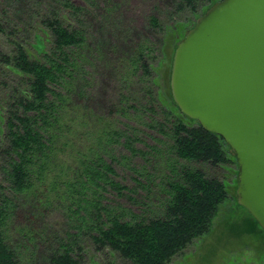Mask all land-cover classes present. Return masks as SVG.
I'll return each instance as SVG.
<instances>
[{
    "label": "trees",
    "instance_id": "16d2710c",
    "mask_svg": "<svg viewBox=\"0 0 264 264\" xmlns=\"http://www.w3.org/2000/svg\"><path fill=\"white\" fill-rule=\"evenodd\" d=\"M217 1L174 0V5L176 11L188 10L196 20ZM55 2L40 14L38 22L47 32L41 40L42 50L34 54L24 42L11 37L17 28L8 24L5 10L0 11V33L13 41L11 52L0 51L4 75L0 81V264H22L21 251L37 248L44 235L33 224L47 217L58 198L65 204L66 229L61 236L55 235L56 244L44 253L45 264H79V242L85 237L130 264H168L208 232L228 195L220 177L223 171L235 164L238 174L228 144L180 111L171 90L165 95L145 60L159 55L168 40L177 45L195 23L164 28L157 16L150 15L149 24L161 31L157 43L137 42L123 51L115 47L119 59L114 65L122 77L116 100L104 108L105 113L92 114V127L87 122L79 131L83 113L76 107L90 99L91 84L84 16L98 0H84L85 5L74 0ZM143 131L154 133L164 146L159 154L164 151L171 157L166 158L168 174L154 175L144 166H130L135 181L132 190L146 193L140 214L103 202L108 187L117 194L128 188L112 178L115 171L99 149L123 139L132 153L137 150L145 156L134 147ZM91 137L98 142L95 148L86 152L73 148L68 154L71 164L61 158L81 138ZM22 210L27 212L23 224L18 221ZM17 236L24 240L22 245Z\"/></svg>",
    "mask_w": 264,
    "mask_h": 264
},
{
    "label": "rangeland",
    "instance_id": "374dc122",
    "mask_svg": "<svg viewBox=\"0 0 264 264\" xmlns=\"http://www.w3.org/2000/svg\"><path fill=\"white\" fill-rule=\"evenodd\" d=\"M74 1L85 5L84 0ZM53 3H56L55 0H0V11L4 9L8 17V24L15 25L17 28L15 36L12 35L11 37L14 40L24 42L33 54L42 50L41 40L45 38L47 32L43 25L38 22L42 17L40 14L45 11L46 6ZM150 15L157 16L164 28L175 27L184 22L187 24L195 23L196 21L188 10L176 11L174 0H98L94 7L86 11L84 16L88 39L86 69L91 84L87 90L90 99L87 100L86 98L82 106L76 107L78 108L77 112L82 111L83 113L81 114L82 120L79 123V131L86 128L87 122H90L92 127L94 122V118L91 117L92 114L105 113L104 108L106 109L111 102L116 100L122 85L120 83L122 77L121 72L114 65L118 63L117 60L119 59L115 47L123 51L129 45L133 46L137 42L154 44L161 38L160 29L148 22ZM125 38L128 39L125 40ZM12 45L13 41L8 38V34L0 33V51L11 52ZM45 47L47 48V46ZM175 48L174 41L168 40L159 55L155 53L154 56L149 55L145 58L152 74L162 84L165 95L171 90L170 78ZM155 55L156 57L158 55V58ZM3 77L4 75L0 70V81ZM6 78L12 79L9 75ZM8 83L5 82V84ZM1 85L0 82V90ZM0 97H2L1 94ZM160 97L163 99L161 94ZM85 104H88V109L85 108ZM122 121L125 119L123 118ZM186 121L194 123V121ZM120 123L119 126L123 128L124 125ZM139 137L141 140L136 141L134 147L145 152V156L137 153V150L136 153H132L122 144L123 139L118 143L103 144L102 147L104 146L105 149L99 150L104 160L111 163L115 171L112 178L128 188L117 194L115 190L108 187L104 193L103 202H109L112 205L118 204L134 213L142 214L141 211L146 205L144 204V202L146 203V193L144 189L132 190L135 181L130 166L135 168L144 166L154 175L168 174L169 168L166 164V158L171 157V154L164 151L161 152V155L159 154L164 146L163 142L160 143L155 138L154 133L143 131ZM97 143L93 137L87 140L81 138L79 144L67 148L61 158L71 164L72 159L68 154L73 152V148L78 147L86 152L90 147L95 148ZM112 156L115 158L113 161L111 160ZM123 156L124 158H122ZM205 170H207L206 167ZM56 171L58 172L59 168H56ZM236 172L237 167L232 164L220 175L225 182L228 195L219 205L208 232L172 257L168 264H264V230L254 224L250 213L237 201L238 179ZM135 190L137 191L134 192ZM153 194L158 198L161 197L158 190H154ZM146 215H149V211ZM26 216V210L19 211L18 221L23 224ZM66 222L65 204L63 200L58 198L51 203L47 217L43 220L39 219L33 224L34 230L41 232L44 239L37 248L21 251L22 264H45L44 253L49 246L52 245L53 247L56 244L55 235L61 236L63 234L66 229ZM17 237V242L22 245L24 240L20 236ZM79 245L82 247V251L78 255L79 264H130L108 249H98L88 237L79 242ZM31 249L33 250L32 254L30 253Z\"/></svg>",
    "mask_w": 264,
    "mask_h": 264
},
{
    "label": "water",
    "instance_id": "95a60500",
    "mask_svg": "<svg viewBox=\"0 0 264 264\" xmlns=\"http://www.w3.org/2000/svg\"><path fill=\"white\" fill-rule=\"evenodd\" d=\"M180 111L219 135L238 164V203L264 230V0H219L175 48Z\"/></svg>",
    "mask_w": 264,
    "mask_h": 264
}]
</instances>
